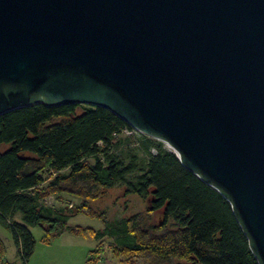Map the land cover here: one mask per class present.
I'll list each match as a JSON object with an SVG mask.
<instances>
[{
    "label": "water",
    "instance_id": "water-1",
    "mask_svg": "<svg viewBox=\"0 0 264 264\" xmlns=\"http://www.w3.org/2000/svg\"><path fill=\"white\" fill-rule=\"evenodd\" d=\"M37 103L166 142L264 264V0H0V115Z\"/></svg>",
    "mask_w": 264,
    "mask_h": 264
},
{
    "label": "trees",
    "instance_id": "trees-1",
    "mask_svg": "<svg viewBox=\"0 0 264 264\" xmlns=\"http://www.w3.org/2000/svg\"><path fill=\"white\" fill-rule=\"evenodd\" d=\"M125 131L140 134V143ZM120 183L149 205L123 221L128 239L113 253L120 263L259 264L230 202L163 141L139 133L111 110L37 103L0 115V224L11 230L24 264L36 246L31 227L43 231L48 245L67 232L102 238L103 231L68 220L78 214L104 219L92 201ZM64 193L80 197L81 205L69 213L46 205V198ZM154 213L160 222L150 221ZM103 251L93 250L88 262L98 264ZM6 255L0 236V264H12Z\"/></svg>",
    "mask_w": 264,
    "mask_h": 264
},
{
    "label": "rangeland",
    "instance_id": "rangeland-1",
    "mask_svg": "<svg viewBox=\"0 0 264 264\" xmlns=\"http://www.w3.org/2000/svg\"><path fill=\"white\" fill-rule=\"evenodd\" d=\"M124 135H134L135 144L141 141V135L137 132L125 131ZM164 144L167 149L173 151L166 142ZM6 148V146L2 147V151ZM152 151L153 153L156 152L155 150ZM45 175L52 178L56 172H47ZM45 203L56 209L65 208L69 213L70 208L81 205L82 199L64 193L60 196H49L45 199ZM92 206L98 211H104L106 217L101 219L78 214L72 216L68 221L71 225L101 230L104 233L102 238L86 239L67 232L52 240V243L48 245L42 242L43 231L39 227H31L36 239V246L29 264H90L88 260L91 257V252L99 248L104 251L102 254L100 253L101 259L98 264H123L113 256L114 247L123 245L128 239L123 231V221L135 213H144L149 206L148 202L137 194H126L125 185L120 183L107 189L102 197L93 200ZM19 219L17 217V220ZM161 220V214L154 213L151 215L150 221L152 223H158ZM0 236L7 246V262L24 264L18 254L11 230L0 224Z\"/></svg>",
    "mask_w": 264,
    "mask_h": 264
},
{
    "label": "bare ground",
    "instance_id": "bare-ground-1",
    "mask_svg": "<svg viewBox=\"0 0 264 264\" xmlns=\"http://www.w3.org/2000/svg\"><path fill=\"white\" fill-rule=\"evenodd\" d=\"M173 149V148H172ZM173 151H174V149H173Z\"/></svg>",
    "mask_w": 264,
    "mask_h": 264
}]
</instances>
